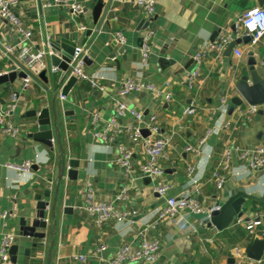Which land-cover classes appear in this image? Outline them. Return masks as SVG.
<instances>
[{
  "label": "crops",
  "instance_id": "1",
  "mask_svg": "<svg viewBox=\"0 0 264 264\" xmlns=\"http://www.w3.org/2000/svg\"><path fill=\"white\" fill-rule=\"evenodd\" d=\"M77 1L84 10L80 17L72 15L67 7H45L42 0H21L15 10L17 16L32 27L37 47H42L48 38L65 39L75 43L76 47L83 46L84 73L105 88L101 92L92 88L87 80H78L67 97L61 100L59 93L69 75L62 85L56 87L60 71L58 75L52 74L49 56L43 61L47 66V89L32 80L25 86L19 79L13 84L0 86V105H9L12 91L19 93L12 119L20 133L12 139L0 132V244L7 233L17 236L14 245L18 247L17 264H100L114 257L124 243L137 246L141 240L138 233L155 223L164 205V198L154 191L159 184L171 186L166 194L168 197H180L191 190L193 196L207 206L226 201L239 188L256 198L264 195V169L252 171L237 161L222 191H217L210 181L226 147L254 149L264 145V107L250 120L241 117L236 110L229 114L231 100L237 96L234 86L247 69L248 53L264 52V37L256 46L242 42L230 55L226 53L231 43L245 36L239 18L247 9L259 7L257 0H155L156 14L149 22L135 7L134 0H103L105 6L111 1V6L99 33H95L92 14L98 0ZM80 25L86 30H80ZM89 30L93 31L91 35H87ZM147 30H152L154 36L151 55L144 62L140 48ZM118 32L124 35V44L116 40ZM215 33H218L215 40L223 35L229 43L223 51L205 52ZM6 47L18 51L19 37L11 24L0 18V67H3L2 71L17 72L15 55L9 58L3 55ZM235 49L241 52V57L235 56ZM199 54L205 55L198 64L196 57ZM197 68L199 75L190 89L188 75ZM37 71H40L39 67ZM128 78L151 83L173 94L170 102L157 100L148 92L132 93L124 99L129 107L145 116L157 115L162 133L177 132L160 160L165 171L161 179L152 180L139 173L144 162L142 147L133 145L126 136L104 143L93 134L94 130L102 131L109 121L115 119L116 94ZM54 94L61 145L57 142L58 133L54 131L53 149H50L29 136L36 131V126L27 113L47 108L53 120ZM223 100L227 103L224 104ZM189 106H194L197 113L183 116V109ZM212 109L217 110L214 117L210 115ZM67 111L73 115L66 117L64 113ZM94 115L99 117L96 126L92 125ZM119 122L128 126L133 124V119L126 116ZM208 129H212L211 137L202 146L200 156L192 157L185 151L186 145H197ZM118 144L133 150L134 171L130 175L114 163ZM62 150L66 169L60 179ZM70 160L78 162V168L73 170L76 175L73 180L68 179ZM25 161L32 163L31 173L5 167L8 163ZM191 163L196 171L188 177L186 168ZM50 181L53 184H49ZM124 187L128 190L126 200L121 202L117 196ZM47 189L50 196L44 201L50 203L46 216L48 228L37 230L45 232L46 238L38 240L21 236L19 220L35 216L37 196L43 195ZM88 189L94 191L98 201L111 203L121 211H136L138 215L121 223L109 221L96 225L81 209ZM55 198L57 205L52 221L51 205ZM13 205L16 218L5 222L2 214L11 211ZM247 205L250 207V202ZM66 208L71 212L65 213ZM241 219L244 222L260 219L264 223V203L248 209ZM236 227L245 228L233 223L227 233H222L208 228L201 219L194 217L187 221L180 216L169 218L147 233L149 239L161 244L158 261L134 264H228L230 252L233 253L235 248L245 249V240L241 237L235 242L230 241L229 234ZM52 241L54 246L50 253ZM100 245H106L107 249L96 257L95 249ZM78 255L86 256L88 261L74 260Z\"/></svg>",
  "mask_w": 264,
  "mask_h": 264
},
{
  "label": "built area",
  "instance_id": "2",
  "mask_svg": "<svg viewBox=\"0 0 264 264\" xmlns=\"http://www.w3.org/2000/svg\"><path fill=\"white\" fill-rule=\"evenodd\" d=\"M21 0H0V18L8 21L14 28L16 35L19 37L18 51L15 49L6 47L4 50V57L9 58L15 55V61L18 65V71L24 70L27 74V78L24 81L25 86L32 80L30 75L37 76L42 70H46L47 66L43 62L47 56H50L51 52L48 48V43L51 40L47 39L46 43H42V47H37L34 38V31L32 27L26 25L22 19L17 16L15 10L19 6ZM45 7H67L72 15L75 17L82 16L83 7L77 0H42ZM135 7L144 16V20L149 22L156 14V1L155 0H134ZM240 27L243 30L245 36L251 37L250 46H256L264 37V9L261 7H252L247 9L239 18ZM82 31L86 30L83 25L79 26ZM154 33L152 30H147L142 39V46L140 53L144 62L148 60L152 51V39ZM116 40L120 44L125 43L124 35L120 32L116 33ZM229 39L221 35L217 37L215 41L210 43L205 52L211 50L223 51ZM236 57H241L239 50H234ZM203 55L199 54L196 57V61L199 64L202 61ZM21 66V67H20ZM39 67L40 71H37ZM85 68V50L83 46H77L74 50L72 60L69 64L68 78L76 77L77 80H87L92 88L101 92L105 90L104 86L87 76L84 73ZM17 71V72H18ZM9 71L5 70L4 73ZM52 73L58 75L59 70L53 68ZM199 68L194 72L189 73L187 83L188 87L194 85L195 80L198 78ZM33 81V80H32ZM62 85V84H61ZM60 92V91H59ZM148 92L154 95L157 100H164L170 102L173 100V94L170 91L163 90L156 87L151 83H146L134 78L126 79L120 86L116 94L115 103V119H112L106 124V127L102 131H95L94 136L99 138L104 143H111L121 137L126 136L133 145H139L142 147L144 162L139 167V173L143 177H147L152 180L161 179L165 176V171L160 165V160L165 156V152L172 144V141L177 136L176 131H171L168 134H164L161 131L159 119L157 115L145 116L142 112L137 111L127 105L124 99L132 93ZM61 100L64 96L59 93ZM19 100V93L12 91L10 94V103L7 106L0 105V132L5 136L15 139L20 129L15 121L12 119L14 110ZM226 104L227 101L223 100ZM264 107L262 106H250L248 104L237 107L236 111L244 119L250 120L252 117ZM197 113V109L194 106H189L183 109L182 115L186 117L193 116ZM217 114V110H210V115L214 117ZM126 116L133 119L132 125H122L119 120ZM99 122V117L94 115L92 118V125L96 126ZM146 129L149 134L144 137L142 130ZM212 135V129H208L204 136L198 141L197 145H186L185 151L190 153L192 157H199L201 154L202 146L208 141ZM133 150L118 144L117 153L114 160L115 165L120 168L125 174L130 175L134 171L133 163ZM237 161L246 165L252 171H258L264 169V145L258 146L254 149H246L240 147H226L220 157L219 163L213 170L211 179L215 185L217 191H222L225 187L227 176L231 171L234 162ZM5 167L17 172L31 173L32 163L25 161L21 164L8 163ZM196 167L193 163L187 166L186 175L191 177L194 175ZM49 184H53L51 181ZM171 186L167 183L159 184L154 188V191L164 198V205L160 209L157 215V220L154 224L143 228L138 235L141 240L137 246H133L128 243H124L119 247L118 251L108 260H103L100 264H134V263H155L160 257L161 244L159 241L149 239L147 233L149 230L155 228L159 222L165 221L169 218L180 216L183 220L187 221L194 215H204L205 218L201 219L206 225L205 220L209 219L210 214L213 211H217V206H207L199 202L191 193V190H187L183 196H166ZM127 188L121 189L117 196L118 201H125L127 195ZM81 209L85 211L90 219L94 221L96 225H103L109 221H116L117 223L125 222L133 217H136L138 213L126 212L117 209L111 203L98 201L95 193L92 189H88L84 195ZM49 210V209H48ZM16 218V207L13 205L11 211H7L2 214V219L6 222L9 219ZM46 218V222H48ZM234 224L236 226L244 225L248 231L251 239H264V223L259 220H253L244 222L242 219H237ZM196 233V230H195ZM17 236L13 233H7L3 236L0 244V264H13L11 261L10 250L16 244ZM45 244V242H43ZM107 249L106 245H100L95 249L96 257H100L102 253ZM234 264H260L249 260L245 254L244 249L235 248L233 253ZM74 260L81 263H86L88 258L83 255L74 257Z\"/></svg>",
  "mask_w": 264,
  "mask_h": 264
},
{
  "label": "water",
  "instance_id": "3",
  "mask_svg": "<svg viewBox=\"0 0 264 264\" xmlns=\"http://www.w3.org/2000/svg\"><path fill=\"white\" fill-rule=\"evenodd\" d=\"M111 2V1H110ZM105 6L103 0H98L97 4L93 9V24L95 27V33H99L102 27V24L105 21L107 12L110 9L111 3ZM258 6L264 9V0H257ZM93 31L89 30L87 35H91ZM218 36V33H215L211 38L213 42ZM251 37L244 36L241 39L235 40L229 45L226 50L228 55L231 54L233 49L241 44L249 43ZM49 51L51 52L49 59L50 65L52 68L58 69L60 71V76L58 78V84L61 85L64 83L67 74L69 73V64L72 60L76 44L72 43L65 39L59 40H50L48 43ZM21 67V66H20ZM247 69L242 72V75L236 82L234 89L237 92V96L233 97L229 106V114H232L237 107L243 106L244 103L250 106H262L264 105V52L258 54L256 52L248 53V61L246 64ZM3 67H0V86L6 84H13L17 79L25 80L27 74L24 70L21 71H9L4 73L2 71ZM6 70V69H5ZM53 74V73H52ZM32 80L35 82H40L46 89L49 84L47 70H42L37 74V76L30 75ZM43 83H42V82ZM78 82L76 77H70L67 83L64 85L61 95L67 97L69 91L74 87ZM262 112L261 110L259 111ZM52 115L53 120L50 118V111L47 108L34 109L27 113V116L34 120V125L36 126V131L31 133L29 136L35 141L47 146L50 149H53V136L54 131L57 134V142L61 145L60 136H59V127H58V110L56 103V95L54 94L52 100ZM64 115L67 117L72 116V112H65ZM149 132L146 129L142 130V135L146 137ZM68 167V179H76L74 169L78 168V162L75 160H70L67 164ZM66 169V158L65 153L62 150V157L60 163V175L61 179L65 173ZM171 171H166L170 173ZM50 196V190H45L43 195L37 196V212L35 216L26 219L21 218L19 220L20 233L23 237H33L38 240H44L46 238L45 232H37V230H47L48 222H46L47 210L50 208V203L44 201V198ZM250 202V207L248 204ZM264 203V195L260 198H256L250 195H247L244 189L239 188L237 191L230 196L226 201H221L216 203V206L219 208L217 211H213L210 214L209 219L205 220V223L208 228L216 229L218 232H223L228 230L232 224L237 220L241 219L245 212L250 208H255L259 204ZM57 205V199L53 200L51 205V219L55 220V208ZM71 212V209L66 208L65 213ZM196 219L205 218L204 215H194ZM54 246V241H52L50 253L52 252ZM17 246H13L10 250L11 261L13 264H17ZM245 254L249 260H252L257 263H262L264 260V239H251L250 242L245 246ZM29 251H26V255ZM229 260L228 264H234V258L232 253L228 254ZM49 262V261H48ZM30 264V263H29Z\"/></svg>",
  "mask_w": 264,
  "mask_h": 264
},
{
  "label": "trees",
  "instance_id": "4",
  "mask_svg": "<svg viewBox=\"0 0 264 264\" xmlns=\"http://www.w3.org/2000/svg\"><path fill=\"white\" fill-rule=\"evenodd\" d=\"M59 84L56 86L58 87ZM224 233H227L228 231H223ZM222 232V233H223ZM230 236V241L231 242H235L236 240H238L240 237L242 239H244V243L243 245L246 246V244L250 241L251 236L249 235L248 231L244 228L242 229L241 227H236L235 231H233L232 233L229 234Z\"/></svg>",
  "mask_w": 264,
  "mask_h": 264
}]
</instances>
